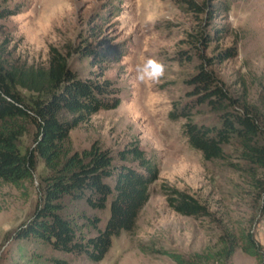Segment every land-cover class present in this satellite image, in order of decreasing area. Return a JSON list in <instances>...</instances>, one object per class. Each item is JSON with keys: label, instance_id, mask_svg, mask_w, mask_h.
<instances>
[{"label": "rangeland", "instance_id": "rangeland-1", "mask_svg": "<svg viewBox=\"0 0 264 264\" xmlns=\"http://www.w3.org/2000/svg\"><path fill=\"white\" fill-rule=\"evenodd\" d=\"M22 9L0 19L14 57L27 63H48L52 46L63 53L71 50L69 62L82 77L103 81L116 88L120 103L101 108L69 131L70 152L81 151L95 140L116 150L137 139L159 160L156 180L140 209L131 231L112 238L98 262L85 258L82 264H176L167 254L144 251V247L175 250L189 256L195 252L212 254L203 264H260L258 258L241 248L242 234L253 231L264 249L262 198L255 186L264 181V168L256 177L235 169L221 159L207 160L182 135L184 118L168 116L175 103L184 101L192 88L188 79L196 70L199 53H214L233 47L232 56L210 68L234 96L246 94L260 108L264 119V0H194L208 3L207 13L189 10L185 0H13ZM227 9H219L221 4ZM210 21L207 23L206 20ZM220 28L217 32L214 27ZM201 28L212 40H198ZM218 34V35H217ZM92 44L104 57L100 64L93 54L82 56L74 47ZM187 49V55L180 51ZM145 57H155L166 66L158 81L137 82L134 68ZM26 95L31 92L20 88ZM194 120L210 122L214 114L206 107ZM264 126V121H263ZM33 125L20 137L24 151L32 145ZM264 142V135L262 136ZM235 144L225 145L226 158L238 160ZM49 173L43 159L36 157L33 176L18 186L0 179V264L25 260L35 245L26 243L19 254L13 230L25 220L38 202L44 177ZM168 182L193 193L206 203L207 216L184 215L168 206L160 184ZM62 212L84 218L98 216L104 225L108 206L90 207L85 200L64 198ZM237 246L228 257H219L224 239ZM46 252L47 247L38 246ZM264 264V262H263Z\"/></svg>", "mask_w": 264, "mask_h": 264}, {"label": "trees", "instance_id": "trees-1", "mask_svg": "<svg viewBox=\"0 0 264 264\" xmlns=\"http://www.w3.org/2000/svg\"><path fill=\"white\" fill-rule=\"evenodd\" d=\"M187 8L207 13L208 3L185 0ZM221 4L219 9H227ZM22 5L13 0H0V19L18 13ZM207 23L210 19L206 20ZM217 32L220 30L214 27ZM0 24V179L19 185L33 176L36 157L43 159L49 169L44 177L38 202L30 215L13 230L18 241L19 254L26 243L35 245L25 260L13 264H82L78 259L91 262L101 260L109 250L112 238L121 231H131L137 215L150 195V183L156 180L159 160L148 153L137 139L123 147L111 150L97 140L81 151L70 152L69 131L101 108H113L120 103L111 81L82 77L69 62L71 50L65 53L52 46L48 63H27L14 57L8 49L9 40ZM198 40L211 41V33L201 28ZM218 35V34H217ZM82 56H94L100 64L104 58L92 44L74 47ZM188 58L187 49H180ZM234 53L233 47L224 48L214 55L199 53L196 70L188 81L192 88L188 97L169 110L171 119L184 118L182 135L187 143L198 149L207 160L221 159L235 169L245 170L256 177L264 168L263 116L259 107L250 103L246 94H230L224 83L210 68ZM20 88L31 92L26 96ZM206 107L214 114L210 122L194 120L193 115ZM33 125L32 145L22 151L20 137ZM235 144L238 160L226 158L225 145ZM255 186L262 198L260 213L264 225V181L256 178ZM160 190L169 207L180 214L207 216L206 203L193 193L168 182ZM83 199L92 208L108 206L104 225L96 216L84 218L64 214L63 199ZM241 248L264 262V249L253 231L242 234ZM47 247L46 252L38 246ZM237 243L224 239L218 250L219 257H228ZM144 251L162 252L176 264H203L212 254L195 252L189 256L175 250L144 247Z\"/></svg>", "mask_w": 264, "mask_h": 264}, {"label": "clouds", "instance_id": "clouds-1", "mask_svg": "<svg viewBox=\"0 0 264 264\" xmlns=\"http://www.w3.org/2000/svg\"><path fill=\"white\" fill-rule=\"evenodd\" d=\"M166 66L155 57H145L134 68L137 82L158 81L165 75Z\"/></svg>", "mask_w": 264, "mask_h": 264}]
</instances>
